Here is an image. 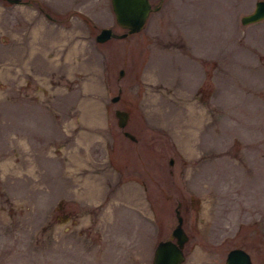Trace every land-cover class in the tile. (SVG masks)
Here are the masks:
<instances>
[{"label":"rangeland","instance_id":"1","mask_svg":"<svg viewBox=\"0 0 264 264\" xmlns=\"http://www.w3.org/2000/svg\"><path fill=\"white\" fill-rule=\"evenodd\" d=\"M150 1L97 41L109 0H0V264H150L176 201L180 264H264V17Z\"/></svg>","mask_w":264,"mask_h":264},{"label":"water","instance_id":"2","mask_svg":"<svg viewBox=\"0 0 264 264\" xmlns=\"http://www.w3.org/2000/svg\"><path fill=\"white\" fill-rule=\"evenodd\" d=\"M9 2H19L27 0H7ZM113 12L114 21L118 26L124 28L120 31L113 30L109 25H101L94 33V39L103 41L109 37H122L130 32L138 31L145 23L148 13L159 6V2L151 3L150 0H109ZM264 17V0H254L251 10L240 14L239 21L248 23ZM122 73V68L118 69V74ZM117 92L110 96V100L118 97ZM113 113L116 117V124L122 127V133L131 139H135L134 134L123 128L127 118L128 110L115 107ZM168 162H171L169 158ZM175 224L170 229L169 235L159 238L152 250L150 264H180L184 258L182 246L188 235L182 227V215L179 212V201L174 206ZM223 264H254L250 259L248 251L242 246H231L226 250Z\"/></svg>","mask_w":264,"mask_h":264},{"label":"flooded vegetation","instance_id":"3","mask_svg":"<svg viewBox=\"0 0 264 264\" xmlns=\"http://www.w3.org/2000/svg\"><path fill=\"white\" fill-rule=\"evenodd\" d=\"M28 2H29V0H27ZM45 14L47 15V16H49V14L47 13V12H45ZM183 250V249H182ZM184 253V252H183Z\"/></svg>","mask_w":264,"mask_h":264}]
</instances>
